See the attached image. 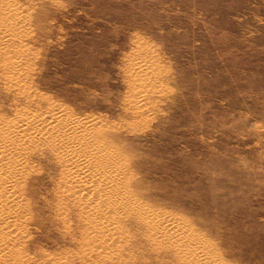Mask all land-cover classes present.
Masks as SVG:
<instances>
[{"label": "rangeland", "instance_id": "1", "mask_svg": "<svg viewBox=\"0 0 264 264\" xmlns=\"http://www.w3.org/2000/svg\"><path fill=\"white\" fill-rule=\"evenodd\" d=\"M16 118L76 140L26 148L0 264H264V0H0Z\"/></svg>", "mask_w": 264, "mask_h": 264}, {"label": "bare ground", "instance_id": "2", "mask_svg": "<svg viewBox=\"0 0 264 264\" xmlns=\"http://www.w3.org/2000/svg\"><path fill=\"white\" fill-rule=\"evenodd\" d=\"M24 121V118L8 121L7 125L0 131V234H7L8 230L5 228L7 223L12 221V225L14 226L16 219L20 216L17 212V203L12 196V191H14L13 176L15 178L18 174V163L27 158L25 153L26 148L28 149L30 144H32V151L35 149V145L39 143L47 149L54 150L55 153L58 150L61 151V156H64L63 158L68 160L72 158L73 151H71V147L76 140L70 131L60 125L54 124L55 122H51L52 120H49L51 123L38 121L37 123L30 124H26ZM33 125L37 126L34 127ZM13 169L15 170L14 175ZM66 179L64 177V182ZM65 191H68V194L77 193V189H65ZM99 204H101L100 197L93 199L92 205L94 207L99 206ZM80 215L84 218L82 210L80 211ZM87 220L89 221L87 224L90 223L93 227L84 231V235L92 232L96 234L105 232L102 229L105 226L103 217L88 216ZM8 249V245L1 240L0 253H6Z\"/></svg>", "mask_w": 264, "mask_h": 264}]
</instances>
